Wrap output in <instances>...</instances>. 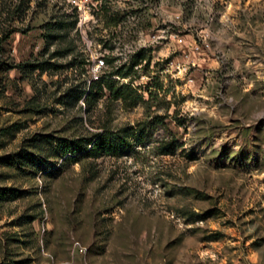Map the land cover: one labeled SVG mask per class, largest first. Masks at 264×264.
Returning <instances> with one entry per match:
<instances>
[{
	"label": "rangeland",
	"instance_id": "374dc122",
	"mask_svg": "<svg viewBox=\"0 0 264 264\" xmlns=\"http://www.w3.org/2000/svg\"><path fill=\"white\" fill-rule=\"evenodd\" d=\"M138 50L112 77L143 101L82 100ZM102 123L142 130L51 175L16 159ZM1 186L0 264H264V0H0Z\"/></svg>",
	"mask_w": 264,
	"mask_h": 264
},
{
	"label": "trees",
	"instance_id": "16d2710c",
	"mask_svg": "<svg viewBox=\"0 0 264 264\" xmlns=\"http://www.w3.org/2000/svg\"><path fill=\"white\" fill-rule=\"evenodd\" d=\"M8 36L6 32L5 37ZM140 50L134 51L131 55L130 62H121L117 67L112 70L100 74L95 79L89 78L86 87L81 89L78 94L82 97V100L89 105L90 99L94 94L96 84L105 88L108 92V96L112 99H120L127 101L129 104H135L136 102L143 101L141 92L137 91L135 87L127 82H119L118 79H114L112 75L117 74L118 76L125 77L132 70L133 65L138 63ZM102 61V60H101ZM44 62V61H42ZM41 61L36 62H17L13 65L22 67L28 65L31 68L40 67ZM151 91L147 99H152ZM153 100V99H152ZM142 126L136 123L132 125L121 124L117 126L110 125L108 123H102L100 129L92 131L89 134H80L75 136H58V135H44L43 145L39 148L43 154L39 152H26L22 153L18 151L16 159L21 161L28 160V164L31 166L38 165L40 159L46 160L47 158L59 159V162L47 170L48 174L57 173L61 166L69 161H76L80 156H90L98 153L107 155H117L126 148L132 147L135 139L140 136ZM173 145V142H169L167 146L162 148V152L168 151ZM55 164V163H54ZM20 195V191L12 186H1L0 187V198H15Z\"/></svg>",
	"mask_w": 264,
	"mask_h": 264
}]
</instances>
